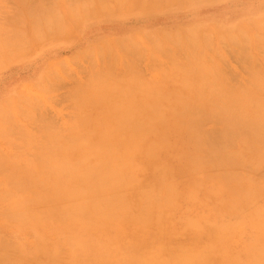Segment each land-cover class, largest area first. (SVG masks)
<instances>
[{
	"label": "rangeland",
	"instance_id": "rangeland-1",
	"mask_svg": "<svg viewBox=\"0 0 264 264\" xmlns=\"http://www.w3.org/2000/svg\"><path fill=\"white\" fill-rule=\"evenodd\" d=\"M0 20V264H264V0H0Z\"/></svg>",
	"mask_w": 264,
	"mask_h": 264
},
{
	"label": "bare ground",
	"instance_id": "bare-ground-1",
	"mask_svg": "<svg viewBox=\"0 0 264 264\" xmlns=\"http://www.w3.org/2000/svg\"><path fill=\"white\" fill-rule=\"evenodd\" d=\"M101 8H102V7H100V9H101ZM33 10H34V9H33ZM41 10H42V9H41ZM101 10H102V9H101ZM84 14H85V13H84ZM86 14H87V13H86ZM86 14H85V15H86ZM58 17H59V16H58ZM6 18H7V17H6ZM54 19H55V18H54ZM0 21H1V20H0ZM37 21H38V20H37ZM46 22L48 23V21H46ZM49 22H52V21H49ZM60 23H61V22H59V24H60ZM0 24H2V23H0ZM36 24H37V23H36ZM51 24H52V23H51ZM54 24H55V23H54ZM57 25H58V24H57ZM47 26H48V25H47ZM39 28H40V27H39ZM8 29H9V28H8ZM55 29H56V26H55ZM51 30H52V29H51ZM19 32H20V31H19ZM38 35H39V33H38ZM6 36H7V34H6ZM13 36H14V35H13ZM17 36H18V35H17ZM168 36H169V35H168ZM152 37H153V36H152ZM7 38H8V37H7ZM176 38H177V37H176ZM8 40H9V39H8ZM26 40H27V39H26ZM38 40H39V39H38ZM155 40H156V39H155ZM176 40H177V39H176ZM19 41H20V40H19ZM15 42H16V41H15ZM15 42H14V43H15ZM2 43H3V42H2ZM18 43H19V42H18ZM20 43H21V42H20ZM104 43H105V42H104ZM117 43H119V42H117ZM7 45H8V44H7ZM10 45H11V43H10ZM16 45H17V44H16ZM4 46H5V45H4ZM26 46H27V45H26ZM131 46H132V44H131ZM16 47H17V46H16ZM24 47H25V45H24ZM27 47H28V46H27ZM27 47H25V48L27 49ZM5 48H6V47H5ZM21 48H22V47H21ZM107 49H109V47H108ZM14 50H16V49H14ZM109 50H110V49H109ZM123 50H125V49H123ZM126 50H127V49H126ZM99 51H100V50H99ZM107 51H108V50H107ZM6 52H7V51H6ZM8 52H9V51H8ZM9 53H10V52H9ZM99 54H100V53H99ZM10 55H11V54H10ZM5 56H6V55H5ZM8 59H9V58H8ZM75 59H76V58H75ZM208 59H209V58H208ZM175 60H176V59H175ZM188 60H189V59H188ZM194 60H195V59H194ZM198 60H199V59H198ZM222 60H223V59H222ZM0 61H1V60H0ZM172 61H174V60H172ZM178 62H179V61H178ZM195 62H196V61H195ZM60 63H61V61H60ZM62 63H63V62H62ZM172 63H173V62H172ZM173 67H174V66H173ZM179 67H181V66H179ZM210 68H211V67H210ZM246 68H247V67H246ZM247 69H248V68H247ZM248 70H250V69H248ZM257 70H258V69H257ZM134 71H135V70H134ZM204 71H205V70H204ZM207 71H208V70H207ZM213 71H214V70H213ZM137 72H138V71H137ZM248 72H249V71H248ZM207 73H208V72H207ZM252 73H253V72H252ZM252 73H251V74H252ZM215 74H217V73L215 72ZM249 74H250V73H249ZM131 76H132V75H131ZM261 76H262V75H261ZM105 77H106V76H105ZM199 77H200V76H199ZM201 77H202V76H201ZM216 77H217V76H216ZM262 77H263V76H262ZM128 78H129V77H128ZM133 78H134V77H133ZM260 78H261V77H260ZM100 79H101V78H100ZM140 79H141V78H140ZM203 81H204V80H203ZM210 81H211V79H210ZM133 82H134V80H133ZM209 83H210V82H209ZM138 84H139V83H138ZM138 84H137V85H138ZM140 84H141V83H140ZM180 84H181V83H180ZM110 85H111V84H110ZM253 85H255V84H253ZM124 87H125V86H124ZM256 87H257V86H256ZM229 89H230V88H229ZM220 90H221V89H220ZM226 90H227V89H226ZM230 90H231V89H230ZM221 91H222V90H221ZM241 91H242V90H241ZM215 92H216V91H215ZM228 92H229V91H228ZM233 92H234V91H233ZM221 93H222V92H221ZM243 93H244V92H242V94H243ZM154 94H155V93H154ZM222 94H223V93H222ZM233 94H234V93H233ZM161 95H162V94H161ZM224 95H225V94H224ZM234 95H235V94H234ZM243 95H244V94H243ZM163 96H164V95H163ZM160 97H161V96H160ZM237 98H238V97H237ZM111 99H112V98H111ZM228 99H229V98H228ZM247 99H248V97H247ZM249 99H251V98H249ZM249 99H248V100H249ZM240 100H241V99H240ZM257 100H258V99H257ZM259 100H260V99H259ZM229 101H230V100H229ZM232 101H233V100H232ZM244 101H245V100H244ZM254 101H255V100H254ZM178 102H179V100H178ZM193 102H194V101H193ZM235 102H236V101H235ZM241 102H242V101H241ZM224 103H225V102H224ZM211 104H212V103H211ZM213 104H214V103H213ZM236 104H237V103H236ZM252 104H253V103H252ZM260 104H262V103H260ZM248 105H249V102H248ZM262 105H263V104H262ZM239 107H240V106H239ZM263 107H264V105L262 106V109H263ZM156 108H157V107H156ZM191 108H192V107H191ZM233 108H234V106H233ZM243 108H245V107H243ZM132 109H133V108H132ZM150 109H152V108H150ZM186 109H187V108H186ZM214 109H215V108H214ZM236 109H237V107H236ZM212 110H213V109H210V112H213ZM239 110H240V109H239ZM221 111H222V110H221ZM260 111H262V110H260ZM260 111H259V112H260ZM215 112H216V111H214L213 113H215ZM223 112H224V111H223ZM255 112H256V111H255ZM255 112H254V114H255ZM182 113H183V112H182ZM208 113H209V112H208ZM217 113L219 114V112H217ZM220 113H221V112H220ZM260 113H261V112H260ZM221 114H223V113H221ZM241 114H242V113H240L239 115L241 116ZM258 114H259V113H258ZM183 115H184V114H183ZM210 115L212 116V113H211ZM216 115H217V114H216ZM131 116H132V115H131ZM217 116H220V115H217ZM223 116H224V115H222L221 117H223ZM242 116H243V115H242ZM259 116H260V115H258V117H257V115H256V118L258 119V118L261 117V116H260V117H259ZM226 117H227V115H225V118H226ZM228 117H230V115H228ZM253 117H254V115H253ZM262 117H263V116H262ZM262 117H261L260 120L264 121V120L262 119ZM128 118H129V116H128ZM192 118H193V117H192ZM218 118H220V117H218ZM236 118H237V116H236ZM238 118H239V117H238ZM241 118L243 119V118H245V116H243V117H241ZM263 118H264V117H263ZM221 119H222V118H221ZM223 119H224V117H223ZM228 119H229V118H228ZM230 119H231V118H230ZM248 119H249V118H248ZM192 120H193V119H192ZM233 120H234V119H233ZM235 120H236V119H235ZM244 120H245V119H244ZM249 120H250L251 123H252L253 120H251V118H250ZM258 120H259V119H258ZM231 121H232V119H231ZM239 121H240V119H237V122H236V123H238ZM241 121H242V120H241ZM255 121H256V120H255ZM255 121L253 122L254 124H255ZM191 122H192V121H191ZM233 122H234V121H233ZM233 122H230V123H233ZM246 122H247V120H245V122L243 121L244 124H245ZM256 122H257V121H256ZM243 123L241 122V124H243ZM251 123H249V121H248V127L250 126V128L252 127V125H250ZM262 123H263V122H262ZM262 123H261V124H262ZM119 124H120V123H119ZM124 124H125V123H123V124H121V125L123 126ZM135 124H136V123H135ZM228 124H229V123H228ZM137 125H138V123H137ZM159 125H160V124H159ZM226 125H227V124H226ZM230 125H231V124H230ZM236 125H237V126H236ZM236 125H235V122H234V127H238V130H239V131H238L237 128H234V130H237V131H238V133H237V131H235L236 136H237V134H239V133H240V134L243 133V135H244V133L247 131V130H246V131L243 130L242 127H243L244 125H243V126H242V125L240 126L239 123L236 124ZM245 125H246V124H245ZM257 125H258V124H257ZM257 125H256V126H257ZM117 126H118V125H117ZM124 126H125V125H124ZM228 126H229V125H228ZM239 126H240V127H239ZM246 126H247V125H246ZM246 126H244V129H247V128H248V127H246ZM256 126H253V127H256ZM151 127H152V126H151ZM224 127H225V125H224ZM262 127H263V125H262ZM240 128H241V129H240ZM153 129H154V128H153ZM223 129H224V128H223ZM252 129H255V128H252ZM257 129H259V127H257V128L255 129V131H256ZM260 129L262 130L261 127H260ZM132 130H134V129H132ZM229 130H230V129H229ZM234 130H233V131H234ZM241 130H243L244 132H243V131L241 132ZM248 131H251V130L248 129ZM263 131H264V129H263ZM193 132H194V131H193ZM218 132H219V131H218ZM252 132H253V130L251 131V135L253 134ZM130 133H131V132H130ZM130 133H129V134H130ZM227 133H228V132H227ZM232 133H233V132H232ZM235 133H233V134H235ZM255 133H256V132H255ZM255 133H254V134H255ZM263 133H264V132H263ZM263 133L261 132L262 135H263ZM106 134H107V133H106ZM129 134H128V136H129ZM131 134H132V133H131ZM220 134H221V133H220ZM240 134H239V135H240ZM254 134H253V135H254ZM102 135H103V134H101V136H102ZM139 135H140V134H139ZM222 135H224V134H222ZM226 135H228V134H226ZM226 135H225V137H226ZM103 136H104V135H103ZM228 136H230V135H228ZM234 136H235V135H234ZM241 136H242V135H241ZM247 136H248V135H247ZM256 136L258 137V135H255V137H256ZM220 137H221V136H220ZM238 137H239V136H238ZM238 137H236V138H238ZM242 137H243V136H242ZM245 137H246V136H244V138H245ZM257 137H256V138H257ZM247 138H248V137H247ZM252 138L254 139L253 136H252ZM252 138H251V139H252ZM258 138H259V137H258ZM260 138H262V137H260ZM77 139H78V138H77ZM83 139H84V138H83ZM211 139H212V138H211ZM228 139H229V138H228ZM230 139H231V138H230ZM262 139H263V138H262ZM222 140H223V139H222ZM234 140H235V139H234ZM245 140H246V139H245ZM247 140H249V139H247ZM123 141H124V140H123ZM224 141H225V139H224ZM81 142H82V141H81ZM139 142H140V141H139ZM189 142H190V141H189ZM228 142H229V141H228ZM231 142H232V141H231ZM250 142H251V140H250ZM83 144H84V143H83ZM193 144H194V143H193ZM206 144H207V143H206ZM206 144H205V145H206ZM245 144H246V143H245ZM211 145H213V144H211ZM130 146H131V145H130ZM132 146H134V145H132ZM132 146H131V147H132ZM98 147H99V146H98ZM98 147H97V149H98ZM108 148H110V147H108ZM115 148H116V147H115ZM115 148H113V149H115ZM133 148H134V147H133ZM131 149H132V148H131ZM195 149H196V148H195ZM100 150H101V149H100ZM116 150H117V149H116ZM116 150H115V152H116ZM149 150H150V149H149ZM95 151H96V150H95ZM97 151H99V150H97ZM123 151H124V150H123ZM130 151H131V150H130ZM197 151H198V150H197ZM99 152H100V151H99ZM110 152H111V151H109V153H110ZM115 152H114V153H115ZM118 152H119V151H118ZM126 152H127V151H126ZM145 152H146V151H145ZM149 152H151V151H149ZM153 152H154V151H153ZM201 152H203V151H201ZM233 152H234V151H233ZM106 153H108V152H106ZM127 153H128V152H127ZM204 153H205V152H204ZM110 154H111V153H110ZM122 154H123V153H122ZM106 155H107V154H106ZM108 155H109V154H108ZM120 155H121V154H120ZM120 155H119V156H120ZM124 155H125V154H124ZM224 155H225V154H224ZM234 155H235V154H234ZM113 156H114V155H113ZM119 156H118V157H119ZM131 156H133V155H131ZM216 156H217V155H216ZM229 156H230V154H229ZM114 157H115V156H114ZM120 157H121V156H120ZM127 157H128V156H127ZM202 157H203V156H202ZM217 157H218V156H217ZM217 157H216V158H217ZM226 157H227V156H226ZM82 158H83V157H82ZM102 158H103V157H102ZM219 158H220V157H219ZM231 158H232V157H231ZM83 159H84V158H83ZM119 159H121V158H119ZM119 159H118V160H119ZM123 159H124V157H123ZM125 159H126V158H125ZM217 159H218V158H217ZM79 160H80V159H79ZM85 160H86V159H85ZM210 160H211V159H210ZM214 160H215V159H214ZM219 160H220V159H219ZM219 160H218V161H219ZM240 161H241V160H240ZM80 162H81V161H80ZM83 162H84V161H83ZM105 162H106V161H105ZM127 162H129V161H127ZM220 162H221V161H219V163H220ZM224 162H225V161H224ZM206 163H208V162H206ZM215 163H216V162H215ZM222 163H223V161H222ZM79 164H81V163H79ZM95 164H97V162H96ZM99 164H100V163H99ZM220 164H221V163H220ZM220 164H219V165H220ZM236 164H237V163H236ZM241 164H243V163H241ZM118 165H119V162H118ZM222 165H223V164H222ZM222 165H221V166H222ZM65 166H66V165H65ZM91 166H92V165H91ZM95 166H96V165H95ZM95 166H94V167H95ZM97 166H98V165H97ZM97 166H96V167H97ZM99 166H100V165H99ZM128 166H129V165H128ZM223 166H224V165H223ZM225 166H226V165H225ZM67 167H68V166H67ZM88 167H89V166H88ZM215 167H216V166H215ZM226 167H227V166H226ZM228 167H229V166H228ZM72 168H73V167H72ZM92 168H93V167H92ZM133 168H134V167H133ZM218 168H219V167H218ZM224 168H225V167H224ZM93 169H94V168H93ZM73 170H74V169H73ZM73 170H72V171H73ZM110 170H111V169H110ZM130 170H131V169H130ZM62 171H63V170H62ZM66 171H67V170H66ZM68 171H69V170H68ZM70 171H71V170H70ZM70 171H69V172H70ZM72 171H71V172H72ZM227 171H229V169H228ZM231 171H232V170H231ZM89 172H90V171H89ZM98 172H99V170H98ZM222 172H223V171H222ZM99 173H100V172H99ZM99 173H96V174H99ZM130 173H131V172H130ZM61 174H63V173H61ZM222 174H223V173H222ZM222 174H221V175H222ZM225 174H226V173H225ZM99 175H100V174H99ZM99 175H98V177H99ZM236 175H237V174H236ZM52 176H53V175H52ZM79 176H80V175H79ZM82 176H84V175H82ZM113 176H114V175H113ZM130 176H131V174H130ZM222 176H223V175H222ZM231 176H232V175H231ZM90 177H91V175H90ZM99 178H100V177H99ZM101 178H102V176H101ZM101 178H100V180H101ZM129 178H130V177H129ZM96 179H97V178H96ZM105 179H106V178H105ZM105 179H104V180H105ZM229 179H230V178H229ZM234 179H238V178L234 177ZM35 180H36V179H35ZM97 180H98V179H97ZM31 181H33V180H31ZM37 181H38V180H37ZM94 181H95V180H94ZM98 181H99V180H98ZM98 181H96V182H98ZM113 181H115V179H114ZM125 181H126V180H125ZM229 181H230V180H229ZM233 181H234V180H233ZM34 182H35V181H34ZM38 182H39V181H38ZM99 182H100V181H99ZM115 182H117V180H116ZM121 182H122V181H121ZM51 183H52V182H51ZM100 183H102V182H100ZM100 183H99V184H100ZM105 183L107 184V182H105ZM38 184H39V183H38ZM89 185H90V184H89ZM89 185H87V186H89ZM107 185H108V184H107ZM109 185L111 186L112 184H109ZM100 186H101V185H100ZM103 186H104V185H103ZM38 188H39V187H38ZM81 188H82V187H81ZM78 189H79V188H78ZM86 190H87V189H86ZM92 190H93V188H91V191H92ZM56 191H57V190H56ZM80 191H82V190H80ZM239 192H240V191H239ZM241 192H242V191H241ZM246 192H247V190H246ZM36 193H37V192H36ZM73 193H74V192H73ZM80 193H82V192H80ZM244 193H245V192H244ZM36 196H38V195H35V197H36ZM108 196H109V195H108ZM113 196H114V195H113ZM150 196H151V195H150ZM174 196H175V195H174ZM244 198H245V197H244ZM101 199H102V198H101ZM153 199H154V198H153ZM82 200H83V199H82ZM104 200H107V199L104 198ZM239 200H240V199H239ZM85 201H86V200H85ZM244 201H245V200H244ZM30 202H31V201H30ZM157 203H158V202H157ZM101 207H102V205H101ZM256 209H257V208H256ZM261 210H262V209H261ZM254 212H255V211H254ZM18 215H19V214H18ZM36 215H37V214H36ZM16 216H17V215H16ZM28 216H29V215H28ZM23 217H24V215H23ZM67 217H68V215H67ZM20 218H21V217H20ZM22 220H23V219H22ZM262 254H263V253H262ZM193 256H194V255H193ZM200 256H201V255H200ZM263 256H264V255H263ZM195 257H196V256H195ZM184 258H185V257H184ZM1 259H2V258H1ZM180 259H181V258H180ZM188 259H189V258H188ZM182 260H183V259H182ZM197 260H198V259H197ZM1 261H2V260H1ZM179 261H180V260H179ZM186 261H187V260H186ZM3 263H5V262H3ZM3 263H1V264H3ZM8 263H9V262H8ZM184 263H185V262H184ZM238 263H239V262H238ZM167 264H168V262H167ZM176 264H178L177 261H176ZM182 264H183V263H182Z\"/></svg>",
	"mask_w": 264,
	"mask_h": 264
}]
</instances>
